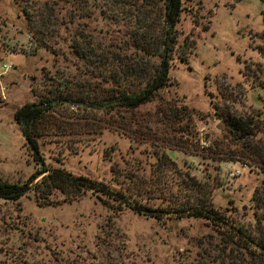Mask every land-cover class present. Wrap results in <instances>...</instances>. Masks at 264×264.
Masks as SVG:
<instances>
[{
  "label": "rangeland",
  "instance_id": "rangeland-1",
  "mask_svg": "<svg viewBox=\"0 0 264 264\" xmlns=\"http://www.w3.org/2000/svg\"><path fill=\"white\" fill-rule=\"evenodd\" d=\"M46 1L29 0L26 7L34 15ZM185 7L168 51L172 86L132 115L62 101L38 140L41 161L15 112L56 90L81 95L79 86H53L58 76L83 82L81 63L57 46V32L51 49L38 50L22 8L0 0V63L13 66L0 80V179L32 188L46 176L33 179L39 170L64 169L146 198L147 182L161 172L171 175L172 194L159 188L158 202H172L190 175L201 186L198 193L210 191L206 197L216 208L256 231L253 197L264 194V164L225 138L218 129L225 121L216 113H264V0H187ZM46 16L37 19V30ZM181 104L188 112L178 124L174 109ZM250 140L253 145L256 137ZM65 193L38 199L30 190L18 201H0V264H241L204 220L160 222L116 213L90 193L76 201Z\"/></svg>",
  "mask_w": 264,
  "mask_h": 264
},
{
  "label": "trees",
  "instance_id": "trees-1",
  "mask_svg": "<svg viewBox=\"0 0 264 264\" xmlns=\"http://www.w3.org/2000/svg\"><path fill=\"white\" fill-rule=\"evenodd\" d=\"M27 1L14 0L27 17L37 49H51L57 32V46L61 45L76 57L84 77L83 82L74 84L58 76L57 84H53L65 88L79 86V93L82 94L76 98L56 90L54 94L16 110V123L36 159L44 160L38 140L49 128L48 116L62 101L106 114L124 111L132 115L140 108L155 103L160 94L172 86V55L168 51L175 47L177 26L186 10L187 0H48L43 8H36L34 15L28 11ZM44 14L47 15L45 26L37 30V19L42 20ZM99 22L101 26L97 24ZM183 61L186 59L183 58ZM186 112L188 108L182 104L174 109L178 124L187 117ZM216 115L231 129L224 135L225 138L242 144L243 149L249 152V158L264 164V113L239 117L229 111ZM178 128L183 129V126ZM186 132L182 130L181 134ZM253 137H256V142L252 145L250 139ZM166 158L170 160L168 154ZM44 174L46 176L32 188L28 184L8 183L0 179V201H18L30 190L38 199L61 190L70 193L73 201L90 193L111 205L116 213L132 211L160 222L184 218L204 220L217 229L224 249L229 250L228 254L235 259L239 258L241 264H264V194L259 196L256 192L253 197L257 207L254 214L256 231H253L238 217L228 213V209L216 208L206 197L210 191L198 193L201 186L190 175L185 178L186 183L181 181L178 185L175 201L158 202L161 200L157 195L159 188L165 195L172 194L171 175L154 174L155 177L147 182V186L151 184V187L146 189V198H139L116 192L105 183L75 176L64 169L43 168L33 179ZM58 262L60 264L61 260Z\"/></svg>",
  "mask_w": 264,
  "mask_h": 264
},
{
  "label": "built area",
  "instance_id": "built-area-1",
  "mask_svg": "<svg viewBox=\"0 0 264 264\" xmlns=\"http://www.w3.org/2000/svg\"><path fill=\"white\" fill-rule=\"evenodd\" d=\"M13 69V66L8 65L7 63H0V80L5 76L8 72Z\"/></svg>",
  "mask_w": 264,
  "mask_h": 264
},
{
  "label": "water",
  "instance_id": "water-1",
  "mask_svg": "<svg viewBox=\"0 0 264 264\" xmlns=\"http://www.w3.org/2000/svg\"><path fill=\"white\" fill-rule=\"evenodd\" d=\"M218 129L224 130V132L229 133V129L224 122H221V124H219Z\"/></svg>",
  "mask_w": 264,
  "mask_h": 264
}]
</instances>
